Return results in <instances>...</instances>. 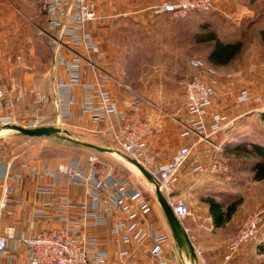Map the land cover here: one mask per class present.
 <instances>
[{"label":"built area","instance_id":"obj_1","mask_svg":"<svg viewBox=\"0 0 264 264\" xmlns=\"http://www.w3.org/2000/svg\"><path fill=\"white\" fill-rule=\"evenodd\" d=\"M41 3L46 26L40 29V33L52 54L53 65L47 77L53 82L56 111L41 113L39 109H34L26 119L21 117L16 109L20 99L16 87L6 81L4 72L0 70V134L11 130L3 128L12 124L64 129L75 117L80 121L89 116L93 121L107 119V131L117 148L156 176L175 215L183 222L191 214V205L184 198L175 196V179L189 162L194 145L182 146L171 159L154 170L143 154L148 139L155 132L152 121L138 115L145 105L144 97L135 94L131 103L133 115L123 119L111 91L114 77L95 62V56L101 52L100 41L89 26L99 18L95 0H41ZM212 6L213 0H164L155 4L154 8L159 12L185 16L191 12L208 11ZM11 60L20 65L22 55L17 54ZM194 64L203 65V62L197 60ZM88 75L91 79L86 81ZM216 83L215 76L207 79L206 75H195L185 82V108L190 119L185 124L183 136L206 142L215 151L207 161L192 163L193 172L231 182V166L221 156L223 146L212 140V136L230 122L228 116L222 113L213 114L209 120ZM75 89H81L82 96L78 115L73 110L78 104ZM49 101L48 94L35 93V105L43 106ZM236 101H251L264 110L263 97L248 89H243ZM21 167L27 172L16 170L11 161L0 158V178L8 184L6 195L0 199V213L13 206L27 205L25 199L15 198L14 195L27 177H34L37 179L35 194L38 199L31 211V227L39 220L57 225L31 234L17 232L14 225L0 228V258L7 256L11 250L25 249L29 264H110L109 252L89 231L93 227L108 225L110 217L116 213L119 216L109 231L122 243L143 246L155 264H194L186 256L169 251L173 235L153 225L150 219L152 204L144 191L134 179L119 175L99 154L91 155L86 167L78 160L61 163L56 168L27 162L21 163ZM148 184L153 185L156 191L152 182L148 180ZM71 186L80 187L82 197L73 199L67 191ZM263 222L262 209L247 216L239 230L228 239L230 255L252 240H264ZM195 252L199 262L209 264L202 248L195 246ZM118 256V264H139L129 248L121 250Z\"/></svg>","mask_w":264,"mask_h":264},{"label":"rangeland","instance_id":"obj_2","mask_svg":"<svg viewBox=\"0 0 264 264\" xmlns=\"http://www.w3.org/2000/svg\"><path fill=\"white\" fill-rule=\"evenodd\" d=\"M163 1L150 0L142 6H153ZM141 3L130 1L128 4L126 0H95L99 18L91 22L89 26L101 44L100 53H102L103 61L101 67L113 73L112 84L118 91L122 88L126 90L125 86H128L132 92L157 99L161 108L159 113L165 120H172L170 114H173V73L175 71L185 74L186 80L195 75L206 74L207 79L215 76L217 79L213 96L215 102L224 106L227 113L232 114L233 117L237 113L231 108L236 96L243 89L257 93L264 99V0H213L212 8L205 12H191L185 16H175L169 12L165 14L160 23L163 28L169 29L173 40V50L181 55L178 54L179 58L176 57L177 63L164 65L163 69L157 68L156 62L143 64L147 57L152 59L153 54L150 53L153 52L152 48L143 47V44L139 48L136 44L134 48L128 49L129 55L123 48L125 46L122 43L123 36L127 34L124 33L127 29H136L129 34H133L132 41L140 40L137 27L127 28V24L134 26L138 24L137 17L126 16L123 13L128 11L127 8L137 7ZM45 26L46 16L42 11L41 0H0V70L4 72L9 84L15 82L14 69L10 68L13 64L11 58L20 54L24 63L29 66L32 73L34 72V78L25 81L23 74L19 73L22 75L19 84L28 90H36L39 86L48 93L51 91V82L43 76V73L51 67L46 41L40 33V29ZM149 35L148 40L151 39ZM164 36L167 37V32ZM215 39L236 45L234 57L226 62L211 63L208 55ZM191 59L201 60L205 64L190 65ZM151 70L155 74L148 77V71ZM256 70L260 73L259 76L255 75ZM249 109L241 108L242 112ZM73 132L71 135L76 139L112 148L118 147L114 141H107L100 134ZM218 140L225 146L224 154L221 155L223 158H230L226 154L238 148L236 149L237 158L240 159L230 158L231 163L235 167H249L254 161H252L254 153L250 150L252 143L264 144V119L256 112L247 113L237 119L235 125L228 126L225 131H222ZM237 143H240L239 146ZM93 154H99L115 168L119 175L134 179L151 202L152 213L156 216V220H166L153 185H150L151 190L144 188L136 178L146 183L148 179L141 171L137 172L130 167V162L120 155L98 153L92 149L53 138L30 137L14 130H4L0 134V158L11 161L13 164L31 162L52 167L74 160L88 159ZM198 179L204 185L208 184V177L198 175ZM174 192L176 197L184 198L191 205V214L183 220L184 226L198 229L197 231L203 237V243H208L210 240L212 246L215 242L223 241L222 237L217 238L225 235V229H220L214 236L211 234L214 230L209 229L211 228L209 220L205 222L202 219V222L198 219V217L206 216L202 202H206L208 197L214 198V192H189L185 188L178 191L176 185ZM167 229L171 232L168 226ZM261 229L264 231V222ZM194 241L196 244L200 242L196 239ZM203 243L198 245L204 250L206 257L207 250ZM206 260L211 264L208 258Z\"/></svg>","mask_w":264,"mask_h":264},{"label":"crops","instance_id":"obj_3","mask_svg":"<svg viewBox=\"0 0 264 264\" xmlns=\"http://www.w3.org/2000/svg\"><path fill=\"white\" fill-rule=\"evenodd\" d=\"M126 1H128V4L130 3V1H134V2L136 1L140 3L142 1L143 3V4L142 3L139 4V6L137 7H132V8L129 7L127 8L128 11L126 13H123L126 16L137 17L138 24L136 26L127 24L128 26L127 28L137 27L138 39H140L137 42L134 39L133 41L131 40L132 39L131 36L133 37V34L132 35L129 34L136 29L134 30L127 29L124 32L125 34L126 33L127 34L123 36L122 43L123 45H125L123 46V48L125 49V52H127L126 54L129 55L130 51H128V49L130 50L131 48H134L136 44L138 45L139 48H141L142 47L141 45L143 44V47L153 49V52H150L151 54H153L152 59H148L147 57L146 61H144L143 64L156 62L157 64L156 67L157 68L160 67L163 69L164 65H171L173 64V62H176L175 61L176 57L179 58L178 54L181 55V53L175 52L173 50V40L171 39L169 29L163 28L162 24L160 23L162 17L165 16V14H167L168 12H159L154 8V5L147 7L142 6L145 5L147 1L150 0H126ZM166 32H167V37L164 36V33ZM148 35L153 40L151 39L148 40L147 39ZM125 39H127L128 41H124ZM45 45L50 55V65L52 67L53 65L52 54L47 44ZM30 52H32V50ZM101 56L102 53H99L98 55L95 56V62L99 66L103 65ZM195 61L197 60L191 59L189 64L194 65ZM204 64L205 62L203 63V65ZM10 68L14 69L15 82L13 81L12 84L16 87L17 94L20 97L16 109L18 110L21 117H25V118L29 117L31 111L34 109H39L41 113H55L56 109L54 106L53 82L49 77H47V73L50 71V69H48L45 73H43L45 79L47 80L48 78L49 79L48 81L51 82L52 89L48 93L40 89L39 86L36 90L34 89L28 90L25 89L23 85L19 84V80L22 79V75H20L19 73L23 74L25 81L34 78L33 76L34 72L32 73L31 70L29 69V66L24 63L23 57H22V63L20 65L13 62ZM59 70L62 72L61 68ZM154 74L155 72H152V70L148 71V77H151ZM258 74L260 73L256 70L255 75L259 76ZM231 75L234 76V74ZM184 76L185 74H182L181 72L178 71H175L173 73V114H170L172 120L163 119L162 115L159 113L161 108L159 107V102L157 101V99L146 97L145 95H142L138 92H132L128 86H125L126 90L122 88L120 89V91H118L117 88L112 84L111 91L123 119H127L128 117H131L133 115L131 111V103L134 99V95L139 94L142 97H144L145 105L138 115L142 118L149 119L150 121H152L155 132L154 135L148 139L147 147L145 148L143 154L145 159L150 161L154 170H158V168L161 165H163L167 160L171 159L182 146L194 145L192 154L190 156V161L186 165H184L176 175L175 185L177 190L181 191L183 190V188H185L186 191L189 192L212 191L214 192L213 194L214 198L220 203H222L223 209L225 211H227L229 207H234V210L230 214V217L227 218L225 222L220 226H216L214 224V220L209 209V204L207 202H202V207L203 210H205L206 212V216L205 217L201 216V218L198 217V219L201 221L203 219L205 222H208L209 220V223L211 224V228L209 229H211L212 231L214 230V233L213 232L211 233L214 236L216 233H219L220 229L222 230L225 229L226 231L225 235H221L220 237L217 238L220 239L222 237L223 241L215 242L213 243L212 246H211L212 241L210 240L208 241V243H203L202 241L203 237H201L200 232L197 231L198 229L195 230V228H189L185 226L192 241L196 239L200 241L198 242L199 245L200 243L204 244L207 250L206 258H208L209 262L211 264H264V251H261L257 247L258 242L264 244V241L262 242V240L250 241L244 244L233 255H230L227 246L228 239L239 230V228L242 226L247 216H249L252 212L256 210L259 209L264 210V177L257 178L255 176V174L257 173V167L254 162L260 159H257L252 156V161L253 160L254 161L249 165V167L247 166L235 167L234 164L231 163L230 161V158H234L232 160L240 159L237 158L238 151L236 149L238 148L235 147L236 149L230 151V154H226V156L230 158L226 159L224 157L225 160L231 166L233 173V180L231 182H224L219 177H208L207 179L208 184L204 185L203 183L200 182V180L198 179L199 174L192 171L191 168L192 163L196 161H203V162L207 161L209 155L212 154V148H210V145L206 142H197L196 138L194 137L183 136V132L185 130V124L190 119V116L185 108V96H184V85L188 79L186 80ZM90 79H91L90 75L85 77L86 81H89ZM27 86L29 87L30 85ZM75 90L78 97V104L73 108V110L75 115H78L80 112V102L82 96H81V89H75ZM37 91L48 94L50 101L43 106L35 105L33 103V99ZM238 95L236 96L233 106L231 108L233 112L236 110L237 114L234 117L232 114L227 113V111L223 108L224 106L216 104L214 97H213L212 105L209 108V113H210L209 120L213 114L222 113L227 115L230 121L227 125H225V127L222 130H220L219 132H217L215 135L212 136V140L215 143L223 146V152H222L223 154L225 151V146L222 141L218 140L219 134L222 131H225L228 126L235 125V121H237V119H239L240 117H242L247 113L256 112V114L260 115L261 117L262 114L264 113V110L261 109L257 103L251 101L237 103L236 100ZM241 108L242 110L244 108H250V109L249 111L242 112ZM107 126H108L107 119H101L100 121H93L89 116L82 121L78 120L75 117L72 121H70L67 125H65L64 129L68 130L70 133L71 132L74 133L73 131L93 132L100 134L107 141L108 140L113 141L110 133L107 131ZM237 144H238L237 146H239L240 143ZM213 153H215V151H213ZM21 163L23 162H20L19 164H13V166L16 170H21L24 173H26L27 170L21 167ZM27 163L45 167V165L42 166L41 164H36L31 162H27ZM80 163L85 167L88 166L87 159L80 160ZM58 165L52 167L51 166L50 167L46 166V167L56 168L58 167ZM129 165L134 170L138 171V168H135L136 167L135 165H133L132 163H129ZM136 179L144 188L151 190L150 189L151 187L148 183L142 181L139 178ZM36 184H37L36 178L34 177L26 178L24 185L19 189L18 193H16V195L14 196L15 198L25 199L27 201V205L24 207L13 206L10 207L7 211L0 213L1 229L8 225H14L17 229V232L19 233L25 232L31 234V233H36L44 228L57 225V223H53L47 220H39L36 221L33 227H31V211L35 206L36 200L38 199L37 195L35 194ZM7 186L8 184L5 183L4 180L0 178V199H2L6 195ZM67 191L69 192L70 196L73 199H79L83 195V190L77 186H71ZM44 198H49V197L44 196ZM118 216L119 215L115 213L110 217V221L108 225L93 227L89 231L92 235H95L98 238L100 246L109 252L110 264H118L119 252L126 248H129L133 251L136 258L139 260V264H155V260L151 257L149 253H147L146 249L143 246H140L138 244L126 245L122 243L118 237H115L110 233L109 231L110 227L114 224ZM150 219L153 225L158 228H161L166 231H168L167 226L170 228L167 218L165 221L161 219L156 220V216L153 215V213H151ZM214 238L215 237H213V239ZM193 243L195 246L200 247L198 244H196L195 241ZM24 250L25 249H20L16 251L11 250L7 256L0 258V264H29L25 258ZM169 251L178 254L179 256H186L185 254H182L180 252L174 240L170 245ZM199 264H203V263L199 262Z\"/></svg>","mask_w":264,"mask_h":264},{"label":"water","instance_id":"obj_4","mask_svg":"<svg viewBox=\"0 0 264 264\" xmlns=\"http://www.w3.org/2000/svg\"><path fill=\"white\" fill-rule=\"evenodd\" d=\"M3 129H11L22 135H26L30 137H48L61 141H66V142L82 145L98 153L118 154L121 157L125 158L127 161L138 167L139 170L142 172V174L155 185L157 200L165 213L174 241L177 244L180 252L182 254H185L187 258H189L194 264H199V260L195 252V245L191 240V237L186 227L184 226L183 222H181L178 219V217L175 215L171 205L169 204L168 200L166 199L164 193L160 188V184L156 176L150 171H148L139 161L129 157L118 148L102 146L96 143L76 139L71 135V133L68 130L60 127H55V126L24 127L21 125L12 124V125H6Z\"/></svg>","mask_w":264,"mask_h":264},{"label":"trees","instance_id":"obj_5","mask_svg":"<svg viewBox=\"0 0 264 264\" xmlns=\"http://www.w3.org/2000/svg\"><path fill=\"white\" fill-rule=\"evenodd\" d=\"M235 46L236 45H233L231 43H225L221 39H215V43L212 46V49L208 55L209 61L213 64H218L221 62L228 61L229 59L233 58L235 55ZM262 118L264 119V113L262 114ZM71 144L75 146H82V145H78L74 143H71ZM250 150L254 153L253 157L260 159L254 162L257 167V173L255 174V176L257 178H263L264 177V144L258 143V142L252 143V149ZM213 151L214 150H212V153ZM88 159H87V163H88ZM189 161H190V158H189ZM206 202L209 204V209L213 217L214 224L216 226H220L221 224H223L225 220L230 217V214L234 210V207H229L227 211H225L223 209L222 203H220L213 197H208L206 199ZM252 241H257V240H252ZM257 247L261 251H264L263 243L258 242Z\"/></svg>","mask_w":264,"mask_h":264},{"label":"bare ground","instance_id":"obj_6","mask_svg":"<svg viewBox=\"0 0 264 264\" xmlns=\"http://www.w3.org/2000/svg\"><path fill=\"white\" fill-rule=\"evenodd\" d=\"M138 168V167H137ZM137 172H140L139 168H138V171Z\"/></svg>","mask_w":264,"mask_h":264}]
</instances>
